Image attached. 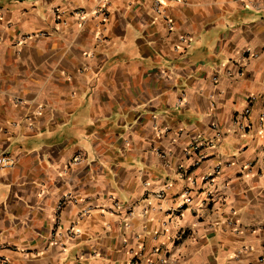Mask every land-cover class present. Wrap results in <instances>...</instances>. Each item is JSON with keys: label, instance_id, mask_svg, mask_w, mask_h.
<instances>
[{"label": "crops", "instance_id": "obj_1", "mask_svg": "<svg viewBox=\"0 0 264 264\" xmlns=\"http://www.w3.org/2000/svg\"><path fill=\"white\" fill-rule=\"evenodd\" d=\"M160 1L0 0L8 264H264V0Z\"/></svg>", "mask_w": 264, "mask_h": 264}, {"label": "built area", "instance_id": "obj_2", "mask_svg": "<svg viewBox=\"0 0 264 264\" xmlns=\"http://www.w3.org/2000/svg\"><path fill=\"white\" fill-rule=\"evenodd\" d=\"M156 3L158 6L161 5L160 0H156ZM74 15H76L79 19H82L86 16H88V13H86L84 10H75ZM93 15L96 17H99L102 22H105L108 19L109 16V3L108 0H101V3L99 7L93 12ZM250 112L249 108L245 109V114H248ZM241 128H244V126H240ZM213 142L210 140H202L200 137L196 138L193 143L190 145L191 150L195 151L199 148H202L203 146H213ZM201 159V157H200ZM199 159V160H200ZM81 160V155H78L75 157L74 162H78ZM197 162V161H196ZM195 162V163H196ZM14 164V159L11 157V155L7 152L0 153V166L2 167H10ZM218 173V170L217 172ZM164 191H161L158 193L159 197H163ZM188 234L187 230H181L179 234L176 237V242L182 241L186 235ZM130 261L129 264H142L141 258L143 256V250L141 249H132L130 252ZM0 264H8L7 258H0Z\"/></svg>", "mask_w": 264, "mask_h": 264}]
</instances>
